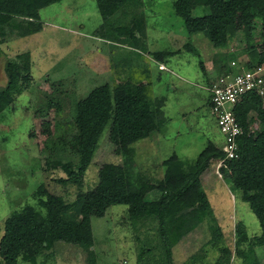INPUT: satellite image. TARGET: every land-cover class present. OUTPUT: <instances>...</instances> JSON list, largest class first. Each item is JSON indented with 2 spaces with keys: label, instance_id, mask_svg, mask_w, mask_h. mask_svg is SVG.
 <instances>
[{
  "label": "rangeland",
  "instance_id": "374dc122",
  "mask_svg": "<svg viewBox=\"0 0 264 264\" xmlns=\"http://www.w3.org/2000/svg\"><path fill=\"white\" fill-rule=\"evenodd\" d=\"M174 1L129 4L110 18L109 29L102 25L96 0H60L39 10L40 28L23 32V36L5 30L0 43V91L9 81L7 61L21 65L22 73L16 77L13 99L0 111V240L4 222L14 211L30 206L45 214L40 199L47 194L62 197L69 204L66 219L78 223L82 216L76 195L96 186L103 165L119 174L109 188L111 194H124L129 182L133 191L158 201L165 162L172 155L189 161L209 142L223 147V136L208 108L207 88L226 70L230 58L237 57L239 64L246 62L243 18L236 14L228 27L226 46L217 48L204 34L187 33L174 13ZM194 14L201 15L203 10L196 9ZM135 19L141 25L137 47H132L113 28L132 26ZM252 25L255 50L250 53L264 56L259 20ZM27 71L29 76L23 77ZM102 85L112 92L130 85L154 102L162 97L164 120L149 137L131 144L133 163L126 171L123 158L112 150L106 129L80 185L64 183L67 173L61 164L71 162L74 168L78 160L64 140L76 130L72 121L75 103ZM246 122L252 130L260 129V117L254 110ZM50 138L55 147L49 146ZM220 167L213 160L199 177L213 217L202 218L173 246V264H264V247L249 242L260 233L258 221ZM90 224L94 243L87 250L54 242L37 247L32 258H19L16 264H137L142 247L153 258L160 253L159 243L154 242L156 221L135 222L127 205L109 207L102 218H91ZM238 225L249 237L241 246L235 235ZM0 264L11 262L0 256Z\"/></svg>",
  "mask_w": 264,
  "mask_h": 264
},
{
  "label": "trees",
  "instance_id": "16d2710c",
  "mask_svg": "<svg viewBox=\"0 0 264 264\" xmlns=\"http://www.w3.org/2000/svg\"><path fill=\"white\" fill-rule=\"evenodd\" d=\"M60 0H0V43L3 42L5 30L23 36L30 29L40 28L39 10ZM139 0H96L103 19V24L110 29L108 22L120 9ZM174 13L182 20L188 34L202 33L208 37L213 46L225 47L228 27L235 22L237 13L243 18L246 29L247 50L244 66L253 67L264 63V56L251 54L253 45L252 21L260 22L261 45L264 46V0H175ZM201 8L203 14L195 15ZM140 21L133 20L132 26L117 25L113 28L116 35L125 38L130 46L137 47V31ZM28 26V30H27ZM138 29V30H137ZM15 31V32H13ZM31 32V31H29ZM118 33V34H117ZM112 34V33H111ZM5 37V36H4ZM6 38V37H5ZM158 55V54H157ZM231 61L237 57H232ZM21 60V59H20ZM28 59L23 62L27 66ZM9 81L0 91V111L13 99L12 90L21 65L7 61ZM19 73H22L21 71ZM28 71L23 77H27ZM137 90V88H136ZM134 91L130 85L112 92L108 85L91 90L85 97L75 103L73 124L75 131L67 136L66 141L77 153L76 166L71 162L61 164L67 173L64 183L80 185V180L90 164L102 133L108 130V140L116 156L123 158L125 171L132 166L131 144L145 139L159 128L164 120L161 110L163 98L150 99L144 91ZM254 110L260 117L258 131L249 128L246 119ZM236 118L243 128L238 138L237 157L226 161L227 168L221 171L229 178L236 190L241 191L259 227V235L252 236L253 246L264 247V103L261 97L248 95L236 107ZM73 126V127H74ZM63 139L60 143H64ZM50 142L47 143V142ZM46 148L54 144L51 138ZM49 144V146H48ZM55 147V146H54ZM224 156L222 147L209 142L194 160L183 161L172 155L165 162V174L159 185L162 192L158 201H150L139 192L133 191L131 184L126 185L124 194L109 192L112 183L119 178L118 172L110 166L103 165L98 171V183L88 192L76 195L79 213L78 223L66 219L69 204L60 196L47 194L40 199L45 214L30 206L13 212L4 222V234L0 240V256L11 264L21 258H32L37 247L45 248L54 242H64L88 249L94 243L90 220L102 218L106 210L113 205H127L136 222L140 219L153 218L156 221V241L159 243V255L152 257L147 247L138 253L137 264H173L172 248L184 234L193 229L202 218L213 217L212 208L201 187L199 177L209 167L211 161ZM55 164V163H54ZM56 165V164H55ZM70 167V168H68ZM227 171H230L226 175ZM237 243L241 246L247 236L240 225L236 227Z\"/></svg>",
  "mask_w": 264,
  "mask_h": 264
},
{
  "label": "built area",
  "instance_id": "2783aa9c",
  "mask_svg": "<svg viewBox=\"0 0 264 264\" xmlns=\"http://www.w3.org/2000/svg\"><path fill=\"white\" fill-rule=\"evenodd\" d=\"M208 108L223 136L224 156L218 159L220 170L226 161L237 157L238 138L243 128L235 112L237 105L248 95L261 97L264 103V63L253 67L230 61L226 70L210 81Z\"/></svg>",
  "mask_w": 264,
  "mask_h": 264
}]
</instances>
